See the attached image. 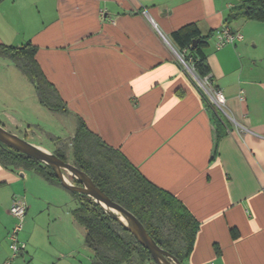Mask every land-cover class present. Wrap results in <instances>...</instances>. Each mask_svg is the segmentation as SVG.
I'll list each match as a JSON object with an SVG mask.
<instances>
[{"label": "crops", "instance_id": "obj_1", "mask_svg": "<svg viewBox=\"0 0 264 264\" xmlns=\"http://www.w3.org/2000/svg\"><path fill=\"white\" fill-rule=\"evenodd\" d=\"M243 1L0 0V44L35 45L66 105L65 112L44 105L28 76L0 56V113L18 110L39 127L37 112L48 109L69 127L63 136L51 131L58 140L72 138L82 119L196 217L186 264H264V22L229 21L244 38L223 47L214 35ZM191 23L213 32L204 51L212 82L226 95L221 135L209 106L218 110L180 63L184 49L172 37ZM15 197L28 205L19 234L27 247L13 264L92 263L86 229L73 216L77 196L0 162V264L11 256Z\"/></svg>", "mask_w": 264, "mask_h": 264}, {"label": "trees", "instance_id": "obj_2", "mask_svg": "<svg viewBox=\"0 0 264 264\" xmlns=\"http://www.w3.org/2000/svg\"><path fill=\"white\" fill-rule=\"evenodd\" d=\"M241 17L264 22V0H244L241 5L230 10L225 23ZM212 33L203 35L195 23L172 33L180 49H189V56L200 77L210 73L204 48ZM195 40H198L196 44ZM36 49L31 42L21 46L0 44V56L12 59L28 76L44 105L53 111L65 112L66 105L35 59ZM209 109L217 125L218 135L223 134V117L211 105ZM54 152L86 171L113 200L132 211L163 248L186 264L199 222L181 200L148 181L119 150L92 132L82 119L78 120L70 144L64 143ZM0 162L5 166L32 170L50 182L61 185L51 166L1 141ZM71 178L79 184V180L73 176ZM72 192L79 201L73 211L74 219L85 227V244L94 251L91 264H148L149 261L157 264L134 234L110 216L98 202L85 194Z\"/></svg>", "mask_w": 264, "mask_h": 264}, {"label": "water", "instance_id": "obj_3", "mask_svg": "<svg viewBox=\"0 0 264 264\" xmlns=\"http://www.w3.org/2000/svg\"><path fill=\"white\" fill-rule=\"evenodd\" d=\"M197 41L195 40L194 43L196 44ZM0 141L21 153H25L51 166L65 188L93 198L110 216L118 220L134 234L137 240L149 250L157 264H184L152 237L132 211L105 193L86 171L80 169L74 163L62 159L54 151L30 141L24 136L10 132L1 124ZM66 174L79 180V184L70 181Z\"/></svg>", "mask_w": 264, "mask_h": 264}, {"label": "built area", "instance_id": "obj_4", "mask_svg": "<svg viewBox=\"0 0 264 264\" xmlns=\"http://www.w3.org/2000/svg\"><path fill=\"white\" fill-rule=\"evenodd\" d=\"M146 13V12H145ZM217 40V47H223L226 44L234 43L242 40L244 35L234 30L228 23H224L220 28L214 31ZM180 63L193 75L198 86L202 89L204 96L208 102L216 107L219 112L226 113V95L217 88L213 82L210 74L200 77L193 65L192 57L189 56V49L185 48L181 53H178ZM242 129L245 128L242 126ZM28 205L25 200L15 197L10 212L15 217L16 221L9 233L11 256L7 258L2 264H13L15 257L26 249L27 244L20 240L19 234L23 230L26 222ZM212 264V263H205Z\"/></svg>", "mask_w": 264, "mask_h": 264}, {"label": "rangeland", "instance_id": "obj_5", "mask_svg": "<svg viewBox=\"0 0 264 264\" xmlns=\"http://www.w3.org/2000/svg\"><path fill=\"white\" fill-rule=\"evenodd\" d=\"M43 110L44 111H42V113H40V111L37 112L41 118V124H42V126L39 127L33 126L31 124V121L24 120L25 118L23 116H19L18 110H9L10 114L12 113L15 115L16 118L15 120L9 119V117H7V113L9 112H2L0 114H2L1 117L3 119V123L5 124L4 127L7 130L13 133H17L24 137L27 136L28 140L38 145H42L46 148L49 147L50 149H52L53 147L57 148L59 146H62L64 143L70 144L71 138H69L68 140L67 139L58 140L52 134L53 131L61 136H63L64 134L67 135L69 133L68 130L69 127L67 126V124L66 126H61L63 124V121H61L62 117H60L59 115H57L52 111H49L48 109L44 108ZM30 113L31 112H29V114ZM51 139H52V143H51ZM69 161L72 162L71 160ZM66 176H68L70 181H73L70 175L66 174ZM151 263L152 262L149 261L148 264Z\"/></svg>", "mask_w": 264, "mask_h": 264}]
</instances>
